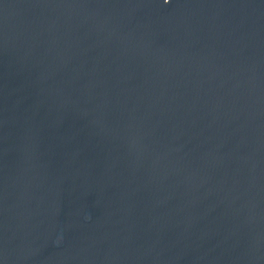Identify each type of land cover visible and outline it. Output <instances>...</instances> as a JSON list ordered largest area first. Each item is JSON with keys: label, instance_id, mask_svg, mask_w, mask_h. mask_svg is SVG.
<instances>
[{"label": "clouds", "instance_id": "9594fccd", "mask_svg": "<svg viewBox=\"0 0 264 264\" xmlns=\"http://www.w3.org/2000/svg\"><path fill=\"white\" fill-rule=\"evenodd\" d=\"M165 2H167V0H165Z\"/></svg>", "mask_w": 264, "mask_h": 264}]
</instances>
